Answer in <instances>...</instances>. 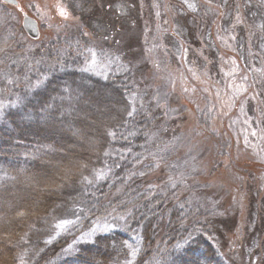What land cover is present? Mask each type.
Returning <instances> with one entry per match:
<instances>
[{
    "label": "trees",
    "instance_id": "trees-1",
    "mask_svg": "<svg viewBox=\"0 0 264 264\" xmlns=\"http://www.w3.org/2000/svg\"><path fill=\"white\" fill-rule=\"evenodd\" d=\"M176 1L182 6H176L177 15L185 22L191 19V10L199 7L197 0ZM241 1L248 18L264 10V0ZM215 2L225 8L235 0ZM91 5L94 9L95 0H75L68 7L79 16ZM208 10L210 23L218 19L214 10ZM131 13L119 19L125 26L141 21L137 13ZM84 18L89 21L88 30L103 34L104 40L111 37L112 31L102 21L96 28L89 15ZM180 31L176 35L187 43L191 36L185 28ZM76 37L59 42L45 56L30 49L23 51V59L9 63L4 60L9 56H0V98H5L3 89L10 78L12 84L11 103L0 106V264H228L210 240L215 232L193 222L192 217L200 216L194 203L171 206L160 200L152 179H143L160 163L156 156L167 159L169 144L179 137L181 126V121L172 122L178 106L159 103L151 91V82L144 77L143 51L133 59L136 45L129 50L92 45L97 48L95 55L107 56L112 63L98 70L90 66L91 47L84 48ZM238 37V44L246 47L241 31ZM208 39L212 40L209 30L204 42L216 52ZM257 41L262 43L259 38ZM19 45L26 47L23 42ZM50 53L69 68L67 78L59 80L64 82L59 83L62 88L47 92L50 80L54 82L50 73L43 90L26 92L24 87L33 72L26 68L45 59L40 56L53 59ZM252 57L260 60L254 52ZM58 61L53 59V65ZM81 61L89 67L80 65ZM82 77L85 85H81ZM83 114L86 118L79 121ZM257 119L264 128V112ZM75 163H83L82 168L74 171L70 164ZM75 174L76 180L70 176ZM86 179L91 182L86 184ZM76 184L79 187L75 189ZM49 185L53 188L47 194ZM104 188L115 192L103 204L96 203L103 198ZM48 196L53 197L52 208L45 205ZM13 207L16 210L8 212ZM25 209L30 213L25 214ZM7 213L9 219L4 221ZM217 227L228 230L229 220L221 218ZM160 228L164 233L157 244L154 240ZM37 230L42 235L33 236ZM69 246L73 248L64 258L62 253Z\"/></svg>",
    "mask_w": 264,
    "mask_h": 264
},
{
    "label": "rangeland",
    "instance_id": "rangeland-1",
    "mask_svg": "<svg viewBox=\"0 0 264 264\" xmlns=\"http://www.w3.org/2000/svg\"><path fill=\"white\" fill-rule=\"evenodd\" d=\"M16 1L18 6L0 0V47L10 37L0 48V56H9L4 57L5 62L23 59L27 49L45 56L59 42H68L77 35L81 46H90L92 51V65L81 61L83 67L103 70L111 66L110 58L95 55V46L129 50L136 45L133 59L139 56L140 49L143 51V65H147L144 77L151 82V91L156 93L159 103L177 105L172 122L181 121L179 137L171 140L167 159L156 156L160 163L143 179H152L154 189L162 196L160 200L169 201L171 206L177 202L194 203L200 216L193 215V222L216 233H211L210 240L228 264H264V128L257 119L264 112V10L248 18L241 0H235L233 6L225 0L229 8H223L216 0H197L199 7L191 10V19L185 22L177 15L176 6H182L176 0H95L94 9L91 5L88 12L79 16L68 7L75 0ZM208 9L214 10L218 18L214 22H209ZM132 11L141 21L125 26L119 19L127 18ZM24 15L38 25L36 40L23 30ZM86 15L96 28L101 27L102 21L112 31L111 37L104 40L103 34L88 30ZM182 28L190 29L187 43L176 35ZM208 30L212 37L208 42L213 41L216 52L205 45ZM240 31L246 47L238 44ZM20 42L26 47L20 46ZM252 52L260 60L255 61ZM40 58L45 59L26 68H33V72L24 88L26 92L43 90L51 73L54 82L50 80L47 92L56 93L62 88L60 78L66 77L69 68L55 57L52 58L58 61L56 65L51 58ZM83 79L86 78L82 77L81 85L86 84ZM11 85L10 78L4 85L5 98H0V106L11 103ZM79 118L81 121L86 117L83 114ZM70 166L75 171L83 163ZM17 204L18 201L14 203ZM13 210L16 208L8 212ZM8 215L4 214V221L9 219ZM221 218L229 220L228 230L217 227ZM187 220L191 223L190 218ZM163 230L157 231V244ZM72 248L69 246L62 253L64 258ZM147 249L153 250L151 246Z\"/></svg>",
    "mask_w": 264,
    "mask_h": 264
},
{
    "label": "bare ground",
    "instance_id": "bare-ground-1",
    "mask_svg": "<svg viewBox=\"0 0 264 264\" xmlns=\"http://www.w3.org/2000/svg\"><path fill=\"white\" fill-rule=\"evenodd\" d=\"M94 149H96V150H99L98 148H97V146L96 147H94ZM72 178H74V180H76L77 179V177H78V175H70ZM82 182V181H81ZM83 182H86V184H89V182H91V181H88L87 179H86V181H83ZM61 183H62V185L64 186V184H65V182H63L62 180H61ZM63 186H62V188H63ZM65 187V186H64ZM79 187V185H77L76 184V186L74 187L75 189L76 188H78ZM51 188H53V185H49L48 186V188L45 190V192L47 193V194H50V192L49 191H52V189ZM103 198L102 199H98L97 201H96V203H100V204H103L105 201H107V200H109V197L111 196V195H113L114 194V192L115 191H113V189H107V188H104V190H103ZM51 195H54V194H51ZM131 200V198H129V201ZM44 201H45V205L46 206H49V208H52L53 206H54V204H53V202H54V200H53V197L52 196H48V197H46L45 199H44ZM24 213L26 214V213H30L29 212V210L28 209H25L24 210ZM26 216H28L29 217V215L27 214ZM30 219H32L31 217H29ZM25 221V220H24ZM24 224H26L25 222H24ZM24 232H27V228H26V230L24 229L23 230ZM22 232V231H21ZM20 232V233H21ZM23 232V233H24ZM42 232L41 231H39V230H37V231H35L34 233H33V236H36V237H38L40 234H41ZM42 235V234H41ZM6 239H8V240H10V238H8V237H5Z\"/></svg>",
    "mask_w": 264,
    "mask_h": 264
},
{
    "label": "water",
    "instance_id": "water-1",
    "mask_svg": "<svg viewBox=\"0 0 264 264\" xmlns=\"http://www.w3.org/2000/svg\"><path fill=\"white\" fill-rule=\"evenodd\" d=\"M1 1L3 3H7L12 6L14 5L18 6V3L16 0H1ZM22 24H23V30L25 34H28V36L31 37V39L36 40L39 34H38V25L35 22V20L28 17L27 15L26 16L24 15L22 19Z\"/></svg>",
    "mask_w": 264,
    "mask_h": 264
}]
</instances>
